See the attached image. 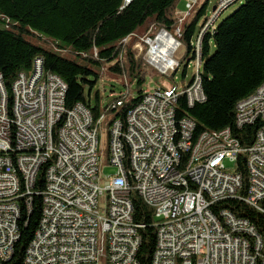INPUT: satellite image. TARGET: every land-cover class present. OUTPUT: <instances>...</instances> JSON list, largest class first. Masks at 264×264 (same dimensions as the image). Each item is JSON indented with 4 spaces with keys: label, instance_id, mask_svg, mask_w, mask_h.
I'll list each match as a JSON object with an SVG mask.
<instances>
[{
    "label": "built area",
    "instance_id": "built-area-1",
    "mask_svg": "<svg viewBox=\"0 0 264 264\" xmlns=\"http://www.w3.org/2000/svg\"><path fill=\"white\" fill-rule=\"evenodd\" d=\"M201 1L185 0V9L179 12L181 25ZM233 1L218 0L210 14L207 5L189 55L177 37L184 32L181 26L177 36L152 28L139 39L136 48L145 51V64L163 82L157 80L155 89L145 90L125 121L118 118L108 126V160L117 168L108 177L99 171L102 123H96L85 103L67 110L68 85H60L54 73L51 144L41 146V56L33 59L29 84L21 83L20 73L10 91L0 74V126L23 138V146L15 149L0 144V264H11L15 256L23 214L32 208L29 195L41 198L42 211L23 264H139V228L144 225L134 220L132 190L155 211L152 264H264L263 235L231 204L244 202L264 216V89L235 121L237 128L258 125L248 151H239L241 141L232 129L221 137L209 132L203 143H191L196 127L189 125L188 116L177 113L182 97L189 107L200 103L205 91H198L196 78L204 74L197 73V66H204L205 38L216 15ZM0 21L10 27L8 16L0 14ZM189 63H196V71H189ZM185 77H193L191 89H184ZM16 92H24V99H16ZM122 103L109 102L103 121ZM9 150L21 153V162L10 159ZM185 153L194 156L190 170H180ZM241 154L246 157L247 185L239 171ZM226 160L234 166L228 167ZM14 163L23 164L32 192L19 191L9 173V164ZM19 194H26V204L16 205Z\"/></svg>",
    "mask_w": 264,
    "mask_h": 264
},
{
    "label": "trees",
    "instance_id": "trees-1",
    "mask_svg": "<svg viewBox=\"0 0 264 264\" xmlns=\"http://www.w3.org/2000/svg\"><path fill=\"white\" fill-rule=\"evenodd\" d=\"M209 1L202 0L197 12L181 25L179 12L183 10V0H0V14L11 21L9 28L6 21H0V74L11 91L19 74L29 73L33 59L41 56L44 71L59 75L68 85L67 110L82 102L92 109L97 120L109 103L102 107L99 90L92 102V92L100 77L99 69H108L135 84V97L131 98L130 91L129 97H116L112 102L122 99V105L107 112L108 126L118 118L125 121L129 110L143 98V87L150 74L145 67V51L141 53L135 48L139 39L152 28L175 33L181 26L184 32L177 37L187 45L189 55L191 39ZM239 2H243L241 7L219 25L218 18L205 38L201 67L205 101L189 107L182 97L177 113L195 122L194 137L204 131L216 133L231 128L243 148H248L258 125L237 128L236 109L241 99L264 82V0ZM38 41H44L46 47ZM245 159V154H241L238 165L247 185ZM43 181L42 174L39 182L43 185ZM131 197L134 220L144 225L139 228V264H152L157 243L155 211L137 191L132 190ZM30 202L32 208L23 214L11 264H23L25 249L39 225L41 198L31 195ZM231 204L238 216L255 224L264 243V216L244 202L237 200Z\"/></svg>",
    "mask_w": 264,
    "mask_h": 264
},
{
    "label": "bare ground",
    "instance_id": "bare-ground-1",
    "mask_svg": "<svg viewBox=\"0 0 264 264\" xmlns=\"http://www.w3.org/2000/svg\"><path fill=\"white\" fill-rule=\"evenodd\" d=\"M240 0H236L228 4L227 7H224L220 14H217L215 17V21H212L211 28L215 25L216 20L221 16V14L229 8L232 4L239 2ZM218 5V0L216 1V7ZM154 37V35H152ZM155 40V38L153 39ZM193 67V71H196V63H189V67ZM201 67L197 66V73H201ZM42 75L39 76L38 83V95L40 96V104H39V115H40V136H41V146H50L51 144V123L53 122V73H46L43 67V61L41 65ZM54 77L60 81V85H66L65 81L57 74H54ZM187 77L184 78V80ZM21 83L29 84V73L21 72ZM193 84V77H191L187 84L184 85V89H191ZM196 87L198 91H204L202 87V78H196ZM155 89V88H154ZM264 89V82L249 96L241 99L237 103L236 109V121L239 117L240 110H243L244 107L248 106L252 103V100L260 95V92ZM16 99H24V92H16ZM206 99L205 93H200V103L204 102ZM95 118V117H94ZM103 122V114L99 116L96 120V123ZM189 125L196 124L193 120L189 118ZM231 128H226L216 133H211V137H221L230 132ZM208 131H204L201 134H198L194 137V133L190 135L191 143H203L206 140ZM0 144H5V148L7 149H15L16 147L23 146V138H16L14 132L6 131V127L0 126ZM239 151H248V148H243L241 143L239 144ZM9 158L13 159L14 162H21V153H18L17 150H9ZM190 163H194L193 153H185L182 156V162L180 163V170H190ZM9 173L15 176L17 187L19 191L22 192H32L33 191V183H29L27 178L26 170L22 163H14L9 164ZM31 200V195H29V202ZM26 204V194H19L16 198V205H24Z\"/></svg>",
    "mask_w": 264,
    "mask_h": 264
},
{
    "label": "rangeland",
    "instance_id": "rangeland-1",
    "mask_svg": "<svg viewBox=\"0 0 264 264\" xmlns=\"http://www.w3.org/2000/svg\"><path fill=\"white\" fill-rule=\"evenodd\" d=\"M217 0H210L208 3V9L206 11L207 14H210V12L213 9V6L215 5ZM185 0L182 2V7L181 9H184L183 3ZM243 2H236L234 5L229 6L227 10H225L221 16H219V19L217 21V25L221 23L225 18L230 16L234 11H236ZM175 36H177L176 33H174ZM39 45L46 47V44L44 41H38L37 42ZM138 44V43H137ZM136 44V45H137ZM135 45V48H136ZM214 49V47H213ZM183 50H180L177 53V56H179L182 53ZM146 69L149 70V76L147 83L143 87L145 90H151L156 88L157 86V72L148 66H145ZM189 71H193V67H189ZM100 77L97 83L96 88L92 92V102H94L95 99V94L99 90L100 95H101V103L102 107H104L107 103L112 102L116 97L124 95L125 97H128L129 94L127 93L130 91L131 93L133 92V89L135 88V84L131 83L128 79L124 78L121 75L112 73L108 69H99ZM152 76V78H151ZM159 78V77H158ZM191 77H187L184 80V85L188 83L189 79ZM163 82L162 79H158V83ZM136 92H133V96H135ZM102 113H105V109L102 110ZM110 114H107V118L102 122V125L100 126L99 134H100V148H99V154H100V159L101 162L99 164V171L100 175L102 177H108L113 174H116L117 168L109 163V138H108V120H109ZM226 165L228 167H233L234 165L230 163L228 160L225 161Z\"/></svg>",
    "mask_w": 264,
    "mask_h": 264
},
{
    "label": "crops",
    "instance_id": "crops-1",
    "mask_svg": "<svg viewBox=\"0 0 264 264\" xmlns=\"http://www.w3.org/2000/svg\"><path fill=\"white\" fill-rule=\"evenodd\" d=\"M183 5L185 6V2L183 3ZM181 8H183V7L181 6ZM184 9H185V7H184ZM184 9H183V10H184Z\"/></svg>",
    "mask_w": 264,
    "mask_h": 264
},
{
    "label": "water",
    "instance_id": "water-1",
    "mask_svg": "<svg viewBox=\"0 0 264 264\" xmlns=\"http://www.w3.org/2000/svg\"><path fill=\"white\" fill-rule=\"evenodd\" d=\"M215 8V7H214Z\"/></svg>",
    "mask_w": 264,
    "mask_h": 264
}]
</instances>
